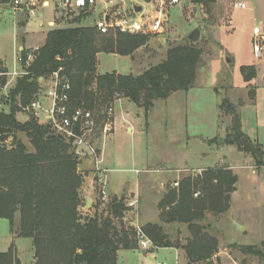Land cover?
<instances>
[{"label":"trees","instance_id":"16d2710c","mask_svg":"<svg viewBox=\"0 0 264 264\" xmlns=\"http://www.w3.org/2000/svg\"><path fill=\"white\" fill-rule=\"evenodd\" d=\"M216 1L191 0L205 8ZM9 2L0 0V5ZM91 15L79 14L73 26L47 33L44 45L26 68L27 75L16 79L0 112V219L10 222L13 233L19 214V237L32 240L34 264H117L120 250L139 249L135 228L123 222L130 209L125 196L113 197L103 212L97 209L92 216L81 212L82 159L72 142L60 139L50 123L41 124L33 111L24 110L43 91L40 79L49 81L58 73L70 86L68 109H84L96 116H103L105 108L121 98L148 115L156 100H166L177 92L189 93L197 80L202 50L189 39L168 47L166 60L140 75L99 74V54L131 56L148 44L151 35L118 31L101 35L93 25L82 24ZM19 25L25 27L26 22ZM22 60L25 68V50ZM0 71L6 69L0 66ZM240 71L246 83L257 78L254 66H242ZM19 113L29 119L20 122ZM235 118L237 129L231 144L248 154L256 168H264L262 145L243 133L238 116ZM19 133L27 136L29 147L19 139ZM238 182L239 177L228 165L186 176L175 182L178 187H168L159 202L160 223L141 228L155 249H181L189 264H211L212 257L220 252V241L208 215L217 218L229 211ZM170 226L186 227L188 237L173 240L166 230ZM232 247L264 264V246ZM0 264H21L14 244L7 252L0 250Z\"/></svg>","mask_w":264,"mask_h":264},{"label":"rangeland","instance_id":"374dc122","mask_svg":"<svg viewBox=\"0 0 264 264\" xmlns=\"http://www.w3.org/2000/svg\"><path fill=\"white\" fill-rule=\"evenodd\" d=\"M159 1L151 0L150 3H146L144 0H114L109 5L122 16L124 13L131 15L137 6L142 7L144 12H154L158 9ZM235 2H243L247 8L235 9ZM251 2L254 6L250 5ZM103 12V1H99L94 15L82 24L93 25L102 17ZM56 14L58 17L61 16L60 11L57 13H53L51 9L43 11L37 18L28 21L26 29L20 26L15 28V20L9 6L0 5V61L7 66L8 72L13 71L15 67V54L16 51L18 54V49L24 45L23 39L25 37L28 39L25 49L29 50V37L34 36L32 32L50 30L47 27L39 28L38 23L44 18H53ZM166 14L162 34H151L148 44L133 55L122 57L99 54L98 73L140 75L164 62L168 47L187 43L190 34L199 29L200 39L195 44L202 50V57L197 80L189 93L177 92L166 100H156L148 115L128 99L117 102L115 141H106L100 148L101 153L103 149L106 166L114 169L112 176H118L129 185L142 179L146 175L145 171L151 166L154 171L162 172L159 174L155 172V176L162 174L169 179L160 187L163 194L168 187L173 186L171 185L173 180L179 182L186 176H197L204 170L216 166L235 165L238 167L236 173L240 177L236 194L238 198L236 200H239L241 205L239 208H248L249 213L254 215L258 225L256 232L264 239V168H256L248 154L231 144L235 131L232 127L231 112L235 111L234 116L239 118L241 131L264 149V58L257 60L252 53L254 27L258 24L264 28V0H217L207 8L194 5L191 0H180L178 5L168 6ZM75 19L76 17L57 19V22H60L57 28L73 26ZM17 20L20 21V16H17ZM39 36L42 37L39 41L41 44L44 41V34ZM161 39H166L165 46L161 44ZM34 47L32 45V48ZM31 51L34 57L36 51ZM242 66H254L257 78L246 83L240 71ZM17 70L22 71L19 64ZM15 80L11 82L8 91L14 88ZM48 87L49 83H45V89ZM228 101L235 104L236 109L227 110ZM45 107L46 114L36 116L41 124L46 122L44 115H48L49 104ZM111 107L114 109V105L105 108L107 117L103 127L107 121H112L113 114H109ZM93 116L96 120L97 116L95 114ZM17 118L22 123L29 119L24 113H19ZM128 121L134 125L132 133L127 131L131 125ZM95 128L96 123L93 137ZM97 129L96 133H100L99 136L102 131L104 141L103 130ZM18 136L23 143L30 146L25 134L19 133ZM92 164L94 166L93 160ZM103 184H98L99 188L96 189L98 198L96 210L99 209L100 212L107 208L111 200L108 184L105 183L104 187ZM102 190L107 194L105 200L101 197ZM159 198L158 190L150 192L144 206L145 212L141 216L142 222L155 219L158 204L154 202ZM246 199L250 200L249 204L244 203ZM254 204H258L257 209ZM84 206L81 209L83 215ZM142 222L139 221L140 227L143 226ZM208 222L213 227L217 224L211 215H208ZM18 225L19 214L16 215L13 233L10 222L0 219V246L2 250H6L14 244L17 256L19 254L24 264H34L35 261L31 262L34 255L33 242L29 238L19 237ZM166 230L173 240L188 237L184 226H170ZM235 234L230 230L226 236H220V252L212 257L211 264L259 263L257 257L243 255L237 248L232 247L239 245L237 243L239 237ZM119 264L189 263L183 251L166 248L148 253L139 250L121 252Z\"/></svg>","mask_w":264,"mask_h":264},{"label":"built area","instance_id":"2783aa9c","mask_svg":"<svg viewBox=\"0 0 264 264\" xmlns=\"http://www.w3.org/2000/svg\"><path fill=\"white\" fill-rule=\"evenodd\" d=\"M103 1L102 17L97 19L93 26L101 35H108L113 32H120L123 34H157L163 32V26L167 18L168 6H175L180 3V0H160L158 9L154 12L136 13L133 10L131 15L124 13L122 16L117 11H114L109 4L114 0H10L8 6L13 14L17 28L20 22H26L37 18L41 12L52 10L53 13L60 11L61 16H54L52 19H43L38 23L39 28L47 27L50 30L56 29L60 22L57 19L74 18L79 14L91 13L93 16L98 2ZM235 9H246L247 5L243 2H235ZM17 16H20L18 22ZM61 21V20H60ZM24 49H18V54H15V67L11 72L0 71V112L4 108L3 102L9 98L8 88L14 79L27 75L26 68L29 67L30 61L33 59V54L27 52V60L25 68L23 67L22 53ZM252 53L255 59L262 60L264 58V30L261 27H255L253 30ZM18 64L21 66V72L17 70ZM4 79H6L4 81ZM16 81V80H15ZM41 83L43 78L40 79ZM70 86L67 82H63L58 73H54L50 79V85L47 89L43 88L40 95L32 102L30 106L25 108V112L33 111L37 116V111L41 110L43 106L49 104L48 121L52 130L56 135L61 134L71 141L75 147L76 154L79 159L91 158L94 162L95 170L99 176L101 183H106L105 170L100 168L102 164V153L100 148L93 141V131L95 126L93 113L84 109H76L70 111L66 105L68 101L67 91ZM114 109H109V114L112 115ZM26 116V115H25ZM113 131L112 121L106 122L103 128L104 137H109ZM103 184V187H104ZM178 187V183L174 184ZM101 197L106 199L105 190L101 191ZM199 193L195 194L198 197ZM138 206V200L128 203V207L135 208ZM136 238L141 250L153 251L155 250L151 240L147 238L142 228L137 224L135 227Z\"/></svg>","mask_w":264,"mask_h":264},{"label":"crops","instance_id":"0c3cea01","mask_svg":"<svg viewBox=\"0 0 264 264\" xmlns=\"http://www.w3.org/2000/svg\"><path fill=\"white\" fill-rule=\"evenodd\" d=\"M250 5L254 6V4H252V2ZM48 19L50 20L52 18H48ZM257 26L261 27L258 24L255 27H257ZM262 29L264 30V28H262ZM49 31L39 30V31L32 32V34L34 36H32V38L29 37V50H26L27 48L25 49V45L28 44V39H26V37L23 39L24 45H21L20 48H23L24 50H26L29 53L32 52L31 50L37 51L40 47H42L44 45V43L46 41L47 33ZM41 34H44V37H43L44 41H43V43L40 44L39 41L41 40L42 37H40L39 35H41ZM32 45H34L35 47L32 48ZM99 57L100 56H98V59H99ZM0 66L2 69H6V71L9 70L3 61H0ZM45 83H49V85H50V80L42 82V86L44 89H45ZM123 99H125V98H121L114 103V113H113V117H112L113 131L110 133L109 137H106V138L104 137V141H102V131H101V136H99L100 133L99 134L96 133V129L98 127V129L103 130L102 129V128H104L103 123H105L107 115L104 112L103 116H97L96 120L94 117V121L96 123V128H95V132H94L93 141L95 142V144L99 148H102L103 143L106 141H110V142L115 141L114 134H115V125H116V120H117L116 113H115V105L117 104V102H119L120 100H123ZM45 109H46V107L43 106V108L41 110H38L37 116L40 117L41 113L46 114ZM39 111H40V113H39ZM38 113H39V115H38ZM47 118H48V115H44V119L46 121V122H44V124L48 123ZM98 118H99V120H98ZM101 120H102V122L100 123ZM128 123H130V122L128 121ZM100 130H99V132H100ZM127 131L129 133H132L134 131V125L132 126V124H131L127 128ZM101 165H102L101 168L106 171L105 172V176L107 179L106 183L108 184V186H107L108 187V194L111 196V199L113 197L120 198L122 196H125L127 205L131 201L138 200V206L135 208L129 207L130 209H129L128 213H126V215L123 219V222L127 226L135 227L137 224H139V221L142 222L141 216L145 212L144 206L146 205L147 198L149 199L150 192L158 190V194H159L160 198L157 199L154 203L159 204L163 195L166 192V190H165V192L163 194H161L160 187L165 185V183H167L169 181V179H166V176H163L162 174H161V176H155V172L158 174L162 173V172H159L158 170L154 171L152 169V167L149 166V168L145 171L146 175L142 179H139L133 185L126 184L123 179H119L118 176H114V175L112 176L111 175L115 171H114V169H110L109 166L108 167L106 166L105 158L103 155V149H102V164ZM228 166H230L232 171L239 177V175L236 173V171H237L236 169L238 167H236L235 165H232V164H229ZM79 171H81L84 174V184H83V187L81 190L82 196L84 198V205H85L83 208L84 215L85 216L86 215L92 216L96 212V206H97L96 203H97L98 198H97L96 189L99 188L98 184L100 185L103 183H101L99 181V176L96 173L95 166H93V164H92V159L81 160V164L79 166ZM94 172H95V174H94ZM239 179H240V177H239ZM173 181L174 182H173V184L171 183V185L174 186L175 182H177V181L176 180H173ZM237 193H238V188L232 194L231 207H230L229 211L227 213L221 215L223 217L219 216V217L215 218V221H217L216 222L217 224L213 228L218 235L219 241H220V236H226L225 234H228V232L231 230V231H233L234 234L235 233L238 234V235L235 234V236L239 237V240L237 241V243L239 245H262V246H264V239L259 237L260 236L259 233L256 232L258 225H257L256 221L254 220V215L249 213L248 208H245V209L241 208V207L239 208V205H240L239 200H236V199H238L236 196ZM88 198L91 200V203L88 207H86V203H87ZM249 201H250L249 199H246L244 201V203L249 204L250 203ZM254 205H255V209H257L258 204H254ZM132 215H134V216L132 217ZM135 219H136V221H135ZM148 223H160L159 209L157 210V216L155 217V219H153V221H143L142 225L144 226ZM164 249H166V248H164ZM169 249H174L177 251H183L181 249H175V248H169ZM0 250L2 252H7L9 250V248L6 250H2V248L0 246ZM138 250L141 252L148 253V251L141 250L140 248ZM159 250H161V249H155L151 252L159 251ZM126 251L131 252L133 250H120L118 252V263L117 264H119V256H120L121 252H126ZM18 258L21 261V264H24L23 260L19 257V254H18ZM31 262L34 263V255H33V260Z\"/></svg>","mask_w":264,"mask_h":264},{"label":"water","instance_id":"95a60500","mask_svg":"<svg viewBox=\"0 0 264 264\" xmlns=\"http://www.w3.org/2000/svg\"><path fill=\"white\" fill-rule=\"evenodd\" d=\"M146 3H150L151 2V0H144ZM134 11L136 12V13H140L141 11H142V7H135L134 8ZM199 39H200V30L199 29H195L191 34H190V36H189V40L191 41V42H193V43H197L198 41H199ZM161 44L163 45V46H165L166 45V39H161ZM228 62H230V60L228 59L227 60ZM236 105L235 104H231V102H227V110H234V109H236ZM232 127H233V129L236 131V129H237V126H236V118H235V116H233L232 117ZM237 133V132H236ZM60 139H62V140H66L67 141V138L65 137V136H63V135H61V134H58L57 135ZM0 190H1V188H0ZM90 203H91V200L88 198L87 199V203H86V207H88L89 205H90Z\"/></svg>","mask_w":264,"mask_h":264}]
</instances>
